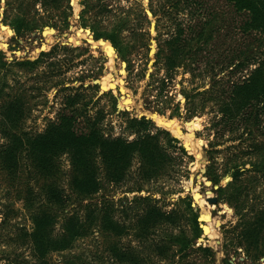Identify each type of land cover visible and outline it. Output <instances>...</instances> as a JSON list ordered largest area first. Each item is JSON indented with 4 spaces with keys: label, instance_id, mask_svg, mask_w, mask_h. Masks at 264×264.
Segmentation results:
<instances>
[{
    "label": "rangeland",
    "instance_id": "obj_1",
    "mask_svg": "<svg viewBox=\"0 0 264 264\" xmlns=\"http://www.w3.org/2000/svg\"><path fill=\"white\" fill-rule=\"evenodd\" d=\"M33 1L24 0L27 6L22 15L25 19H30L31 23L28 22L29 26L25 28L24 22L18 33L9 22L11 17L17 15L16 10H11L10 7L6 9V0H0V51L3 53L4 61L11 62L6 66L7 69H0V72L2 70L7 72L5 82L9 85L6 88L9 93L13 96H16V93L17 95L20 92L23 93L22 97L28 106L22 124L23 129L30 133L43 131L49 119H56V113L62 108L60 104L62 97L72 91L64 89L69 87L78 89L84 95L79 105L92 98L87 105L92 116L99 115L98 110H102L100 113L103 114L101 120L105 128L104 136L125 137L126 133L123 131L125 119L142 116L151 119L154 126L151 131L158 127L167 130L172 136H175L173 132H177L179 136L175 137L180 141L184 152L165 148L166 143L163 138L160 139L159 144L166 149V153L177 162L178 166L168 167L164 156L160 167V169L165 168L164 172L153 181L145 183L139 191H130L137 182V170L140 166L138 154H132L129 173L121 184H113L106 180L103 164L100 156H97L94 166L97 167V178L101 188L90 202L100 206L102 199L104 201L109 199L110 203H116L118 199L119 201L125 199L124 197H127L129 201L133 196L148 195L157 200V205L163 211H168L176 207L175 202L179 197L188 196L192 211L198 218L201 214L200 216L206 220L205 209L211 214L209 223L198 219L201 236L193 247L196 248L202 244L209 247L213 255L205 257L200 251H191L186 258L187 263L264 264V225L258 229L259 233L255 242L251 241L249 236L248 239L245 237L246 225L254 226L256 223L258 216L255 212L264 210V177H259L254 172H244L242 181L246 192L242 195L225 187L226 182L231 179L225 175L226 156L229 151L233 152V146L240 140H244L241 134L248 123L233 119L221 122V112L224 110L215 105L212 97L201 105L200 92L207 88L208 84L203 86L204 82L199 75L196 77V74H200L201 70L206 68L203 63L206 58L229 56L241 47L242 42H252L251 31L242 30V24L248 19L247 12L236 14L224 0H205L206 5L201 13L217 11L229 24L227 32L223 30L225 28L220 30L213 39L214 48L203 51L201 58L193 59L188 69L178 68L175 74H171L165 70L164 61L156 59L158 43L165 36L161 37L163 27L157 26L155 18L151 16L147 5L148 0L141 1L150 20L140 28L144 36L135 38L130 34L129 27L121 31L123 43H127L130 47L124 58L119 55L109 40L93 36V25L99 31H108L114 24L113 18L95 16L91 11L85 14V19H80L81 0H56L46 4ZM107 1L119 3L128 8L132 0ZM45 28L52 29V32L46 35L41 34ZM158 33H160L159 37H157ZM40 52H47L48 55L42 57L33 70L28 69L26 65L20 66L14 63L26 59L35 60ZM220 66L221 64L215 65L214 69ZM255 66L256 64L251 65L249 69ZM247 73V70L236 73L234 79L243 74L247 76ZM192 74H195L193 81L190 80ZM1 76L3 75L0 74V85L3 80ZM165 77L166 81L163 80ZM55 83H58L57 87L52 86ZM39 86L43 90L39 89ZM46 87L52 88L46 90ZM182 90L190 92L189 94L194 95V98L187 103ZM112 96L116 99L115 108H113ZM123 111L124 113H121ZM188 122L191 130L187 127ZM195 124H198L197 129H194ZM77 125L78 128H82V122ZM179 132L193 137L198 146L199 158L196 156V150L187 149L184 137ZM134 136L129 135L127 139L131 141ZM256 140L264 142L261 135L256 137ZM2 143L4 139L0 136V145ZM248 143L249 141L244 142V144ZM251 155L246 156L245 162L259 159L256 153ZM58 161L62 169L59 183L69 194L70 163L67 154H62ZM20 164L18 172L14 174H10L3 166H0V264H14V258L25 259L28 264L34 262L30 244L26 243L22 235L23 230H30L32 226L24 197L30 189L33 196L38 197L37 202L42 201L44 198L41 189L44 181L34 174L27 157L20 160ZM209 165L211 173L204 174ZM248 167V165L245 166V168ZM201 169L204 173H201ZM213 172L217 174L216 178L220 180L219 185L226 189L225 192H217L212 188L214 182L210 176ZM254 175L260 182L256 185V191L250 188ZM225 178L228 179L226 182ZM205 180H209L211 185H206ZM208 198H216V202L210 203ZM136 206V210L141 211L142 204ZM184 206L185 204L182 203L178 205L180 209L182 207L184 209ZM116 207V214L122 218L123 214L120 210L118 212L119 205ZM133 210L129 209L126 212L130 214L131 222ZM60 214L55 232L59 230L62 221V213ZM261 216L264 217V213H261ZM180 222L183 223V228L190 232V222L187 220ZM168 226L169 231L173 233H177L181 228L179 225ZM203 226L206 233H203ZM208 229L211 231L209 232ZM132 233L133 231L129 230L128 234L120 239L122 245H136ZM109 240L98 231H92L89 235L75 241L69 250L49 253L48 262L49 264H83V262L117 264L107 254L105 242ZM254 245L257 248H254ZM146 264L171 263L151 255Z\"/></svg>",
    "mask_w": 264,
    "mask_h": 264
},
{
    "label": "trees",
    "instance_id": "obj_2",
    "mask_svg": "<svg viewBox=\"0 0 264 264\" xmlns=\"http://www.w3.org/2000/svg\"><path fill=\"white\" fill-rule=\"evenodd\" d=\"M36 1L46 4L56 0L33 2ZM141 1L132 0L130 6L126 8L107 0H81L79 17L85 19V14L92 11L95 16L113 18L114 24L108 31H99L93 25V36L109 40L124 58L130 47L127 43H123L121 31L129 27L130 34L135 38L144 36L140 28L145 22L150 21ZM224 1L236 14L247 12L248 19L242 24V30L251 31L252 42H242L241 47L229 56L206 58L203 62L206 68L201 70L203 73L196 74V77L199 75L204 82L203 86L208 84L207 88L200 92L201 105L212 97L215 105L224 110L221 112V122L233 119L248 123L241 134L244 140L233 146L234 150L228 152L224 164L225 175L231 178L226 182L225 187L242 195L246 192L242 181L244 172H254L255 175L264 177V142L256 140L260 135L264 140V125H262L264 121V0ZM147 5L157 26L163 27L161 37L165 36V38L158 43L156 59L164 61L165 67L162 66L167 73L175 74L178 68L188 69L193 59L201 58L203 51L214 48L215 36L220 30L223 28L226 30L229 26L217 11L201 13L206 5L205 0H148ZM5 6L6 9L10 7L9 9L17 12L9 22L18 33L24 22L25 28H28L31 20L25 19L22 15L27 6L24 0H6ZM159 36L160 33L157 34V37ZM46 55L47 52H40L35 60L26 59L14 63L20 66L26 65L28 69L33 70ZM9 63L11 62L4 61L3 53L0 51V69L6 68ZM220 64L219 68L214 69L215 65ZM255 64L254 68L249 69ZM245 70L248 71L247 76L243 74L234 79L236 73ZM0 74L3 75L0 85V136L4 139V143L0 145V166L10 174H14L18 172V166H21L20 160L27 157L34 174L44 181L41 189L44 198L42 201L37 202L38 197L33 196L30 189L24 197L32 226L30 230H23L22 235L26 243L30 244L34 257L32 264H49V253L69 250L75 241L92 231H98L110 239L105 242V248L111 260L117 264H146L151 255L160 260H168L171 264H190L186 262V258L191 251H200L205 257L213 255L207 246L200 244L196 248L193 247L201 236V228L198 225V217L192 211L188 196L179 197L175 202L176 207L168 211H163L157 205V200L148 195L133 196L129 201L124 197L125 201L118 199V203H110L109 199L105 201L102 199L100 206L90 202L101 188L97 178V167L94 166L97 156H100L106 180L113 184H121L129 173L132 154H138L140 166L137 170V182L130 191H139L145 183L153 181L164 172L165 168L160 169L164 156L168 167L178 166L165 151V148H173L184 152L183 146L175 137L179 136L176 132H173L175 136H172L167 130L158 127L151 131L154 127L151 119L142 116L125 119L126 124L123 126L125 137L104 136L105 128L101 120L103 114L100 113L102 110L97 111L99 115L92 116L90 108L87 107L92 98L79 105L84 95L78 89L69 87L64 89L72 91L62 97L60 101L62 108L56 113V119H49L43 131L26 132L22 124L28 106L22 97L23 93L20 92L18 95L16 93V96L9 93L6 90L9 87L5 82L6 70H2ZM194 75H191L190 80L193 81ZM166 79L165 77L163 80ZM52 86L57 87L58 83ZM50 88L52 87L45 89ZM39 89L43 90L41 86ZM182 91L187 103L194 98V95L189 94L190 92ZM112 100L115 108L114 96ZM79 122H82V128H78ZM188 125L191 128L189 122ZM195 126L197 129L198 124ZM129 135H135L133 140L127 139ZM162 138L165 139V148L159 144ZM246 141L249 143L244 144ZM184 143L188 149L185 140ZM64 153L67 154L70 163L69 194L59 183L62 169L58 158ZM253 153H256L259 159L245 162L246 156H252ZM246 165L249 167L245 168ZM209 168L210 165L204 174L211 173ZM255 175L252 177L250 188L256 191V185L260 182ZM216 176L217 174L213 172L210 177L213 184L219 185L220 180ZM215 190L225 192L226 189L219 185ZM179 203L185 204L184 209L178 207ZM137 204H142L141 211L136 210ZM116 205H119L118 212L120 210L123 214L122 218L116 214ZM129 209H134L132 222L129 218L130 214L126 213ZM60 213H62V221L59 230L55 232ZM255 213L258 216L256 223L254 226L246 225L245 236L247 239L249 236L253 242L258 236V229L264 225V217L261 216L264 210ZM183 220L190 222V232L183 228V223L180 222ZM168 225L173 227L179 225L181 228L177 233H173L169 231ZM129 230L133 231L136 245L125 246L120 242ZM254 248H257L256 245ZM14 261V264H28V261L22 258L19 260L14 258ZM83 264L91 263L83 262Z\"/></svg>",
    "mask_w": 264,
    "mask_h": 264
},
{
    "label": "bare ground",
    "instance_id": "obj_3",
    "mask_svg": "<svg viewBox=\"0 0 264 264\" xmlns=\"http://www.w3.org/2000/svg\"><path fill=\"white\" fill-rule=\"evenodd\" d=\"M52 31L51 30H46L45 32H44V35H46V34H50ZM188 127V126H187ZM189 128V130H191V128L190 127H188ZM194 129H196V128H194ZM177 133V132H176ZM178 134V133H177ZM179 134L181 135V136H183L184 137V140L187 142V144H188V149L189 150H196V156L198 157L199 156V153L197 152V149H198V146H197V143H196V141H194L193 140V137L191 136V135H189V134H183L182 135V133H180L179 132ZM192 152H194V151H192ZM200 152V151H199ZM199 158V157H198ZM210 212L207 210V209H205L204 210V216H205V218H206V222H208L209 223V221H210V219H211V217H210ZM214 219H216V218H214ZM218 223H219V221H218ZM213 224V223H212ZM217 226V225H216ZM215 226V227H216ZM213 227V226H212ZM208 228L209 229H211L209 226H208ZM208 229V230H209ZM211 230H209V232H210ZM217 234V233H216ZM218 235V234H217ZM213 240V239H212ZM213 245V244H212Z\"/></svg>",
    "mask_w": 264,
    "mask_h": 264
},
{
    "label": "water",
    "instance_id": "obj_4",
    "mask_svg": "<svg viewBox=\"0 0 264 264\" xmlns=\"http://www.w3.org/2000/svg\"><path fill=\"white\" fill-rule=\"evenodd\" d=\"M45 30H47V28H45L42 32H41V34H44V32H45ZM50 30H52V29H50ZM99 40H102L103 41V39H98V41ZM201 173H204V170L203 169H201ZM228 179L227 178H225V182L227 181ZM205 184L206 185H211V182L209 181V180H205ZM219 187V185H217V184H212V188L213 189H217ZM208 201L210 202V203H214V202H216V198H208ZM201 215V214H200ZM199 215V220L200 221H206L204 218H202L201 216ZM203 233H206V229H205V226H203Z\"/></svg>",
    "mask_w": 264,
    "mask_h": 264
}]
</instances>
